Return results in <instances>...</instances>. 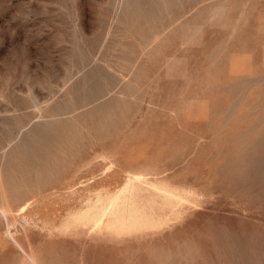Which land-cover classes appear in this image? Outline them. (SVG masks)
<instances>
[{
    "label": "rangeland",
    "instance_id": "374dc122",
    "mask_svg": "<svg viewBox=\"0 0 264 264\" xmlns=\"http://www.w3.org/2000/svg\"><path fill=\"white\" fill-rule=\"evenodd\" d=\"M0 264H264V0H0Z\"/></svg>",
    "mask_w": 264,
    "mask_h": 264
},
{
    "label": "bare ground",
    "instance_id": "6f19581e",
    "mask_svg": "<svg viewBox=\"0 0 264 264\" xmlns=\"http://www.w3.org/2000/svg\"><path fill=\"white\" fill-rule=\"evenodd\" d=\"M133 177L140 179L137 175ZM141 190L140 186L134 182L132 183L129 179L118 192L106 199L99 196L96 202L88 204L86 209H81V212L79 210L77 214L75 213L74 218L81 221L83 219L84 225L90 230L101 228L104 224L122 231L161 223L163 219L165 220L168 217L167 211L170 210L175 192L164 188L161 195L162 202L157 201L158 205H156L155 200H149L148 202L144 199ZM157 209L159 210L157 211Z\"/></svg>",
    "mask_w": 264,
    "mask_h": 264
}]
</instances>
